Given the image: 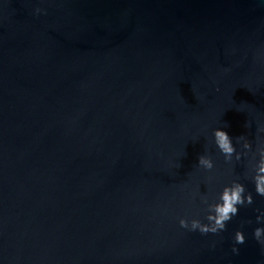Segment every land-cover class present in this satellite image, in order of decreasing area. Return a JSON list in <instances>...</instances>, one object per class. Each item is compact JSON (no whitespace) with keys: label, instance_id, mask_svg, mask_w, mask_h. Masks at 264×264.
<instances>
[{"label":"water","instance_id":"obj_1","mask_svg":"<svg viewBox=\"0 0 264 264\" xmlns=\"http://www.w3.org/2000/svg\"><path fill=\"white\" fill-rule=\"evenodd\" d=\"M262 153L264 0H0V264H264Z\"/></svg>","mask_w":264,"mask_h":264},{"label":"clouds","instance_id":"obj_2","mask_svg":"<svg viewBox=\"0 0 264 264\" xmlns=\"http://www.w3.org/2000/svg\"><path fill=\"white\" fill-rule=\"evenodd\" d=\"M42 10L36 9L39 14ZM259 129L258 131H260ZM215 145L224 156L226 161H230L233 154L236 153V148L233 145L232 138L224 130L217 129L213 133ZM240 139H243L241 136ZM245 148L250 149L251 144L245 143ZM264 156V153H262ZM239 159V155L236 157ZM199 166L206 169H212L214 167L211 158L206 156H200L198 158ZM255 192L257 195L264 197V159H261L256 174L252 177ZM252 194L249 192L246 194L245 186L239 182H234L231 185L225 186L220 193L219 197L214 203H208L204 200L202 203L207 205V215L205 217L207 223H203L200 219H187L182 218L179 220V226L188 231H199L201 235L219 233L226 230V225L238 214L239 206H249L253 204ZM258 223L264 222V212L256 217ZM254 238L258 243L264 246V228H256L253 233ZM246 242L245 235L242 231H236L234 235V243L236 245H242ZM234 254H238L239 250L236 247L232 248Z\"/></svg>","mask_w":264,"mask_h":264}]
</instances>
